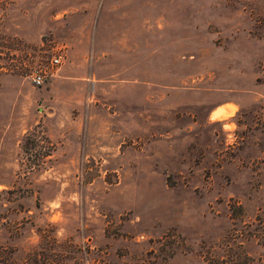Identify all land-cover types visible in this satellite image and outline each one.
Wrapping results in <instances>:
<instances>
[{
	"label": "rangeland",
	"instance_id": "374dc122",
	"mask_svg": "<svg viewBox=\"0 0 264 264\" xmlns=\"http://www.w3.org/2000/svg\"><path fill=\"white\" fill-rule=\"evenodd\" d=\"M17 5L0 264H264V0Z\"/></svg>",
	"mask_w": 264,
	"mask_h": 264
},
{
	"label": "trees",
	"instance_id": "16d2710c",
	"mask_svg": "<svg viewBox=\"0 0 264 264\" xmlns=\"http://www.w3.org/2000/svg\"><path fill=\"white\" fill-rule=\"evenodd\" d=\"M19 0H0V76L6 73V65H12L16 69L20 63L17 52L11 48L10 44L19 41L17 35L18 23L14 18H17L19 13L18 9ZM15 49V48H14ZM237 260H221L214 259L210 260L209 264H256L253 258L249 257L244 250L236 252Z\"/></svg>",
	"mask_w": 264,
	"mask_h": 264
},
{
	"label": "built area",
	"instance_id": "2783aa9c",
	"mask_svg": "<svg viewBox=\"0 0 264 264\" xmlns=\"http://www.w3.org/2000/svg\"><path fill=\"white\" fill-rule=\"evenodd\" d=\"M60 63V57L57 56V57H54L52 60H51V66H57L58 64ZM32 81H33V84L35 85H40L44 82V78H45V75L42 74V73H33L32 74Z\"/></svg>",
	"mask_w": 264,
	"mask_h": 264
}]
</instances>
